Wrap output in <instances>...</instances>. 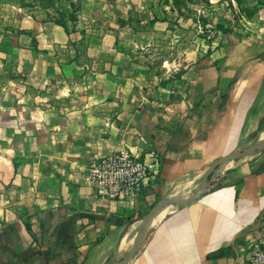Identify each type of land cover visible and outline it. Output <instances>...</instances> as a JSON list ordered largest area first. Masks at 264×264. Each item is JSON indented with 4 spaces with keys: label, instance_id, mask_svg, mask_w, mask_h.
<instances>
[{
    "label": "crops",
    "instance_id": "obj_1",
    "mask_svg": "<svg viewBox=\"0 0 264 264\" xmlns=\"http://www.w3.org/2000/svg\"><path fill=\"white\" fill-rule=\"evenodd\" d=\"M115 7L83 12L80 34L48 10L10 20L27 59L0 66V264H114L156 202L191 195L213 161L264 139V7L179 59L169 46L185 41L186 23L158 19L121 48L128 10ZM117 151L151 163L131 202L98 198L87 178ZM263 243L264 150L158 210L127 264H248Z\"/></svg>",
    "mask_w": 264,
    "mask_h": 264
},
{
    "label": "rangeland",
    "instance_id": "obj_2",
    "mask_svg": "<svg viewBox=\"0 0 264 264\" xmlns=\"http://www.w3.org/2000/svg\"><path fill=\"white\" fill-rule=\"evenodd\" d=\"M119 4L127 6L125 8L128 10L129 28L124 35L116 40L117 47L127 48L134 44H140V41L144 40L139 37L143 33L138 34L140 31H146L158 19L171 18V20L175 19L172 21L175 29L180 28L178 20L182 24L186 23L181 28L187 31L185 41H182L183 43L178 41L173 47L169 46L179 59L180 52L184 49L192 50L193 48L195 50L197 43L201 44L202 39H205L203 41L206 43V41L214 39L217 34L228 33L243 27L260 8L264 7V0H0V66L12 63L8 62V57L16 59L14 62L27 59L21 53L13 50L17 47L14 46V39L11 36L25 32L19 28L15 30V26L10 25V20L11 23H14L15 17L18 21V12H28L30 15L39 13L38 17L41 18L40 13L43 10L46 12L48 10L47 18L55 23L56 20H63L68 23L67 26L71 27L73 34H80L84 30L83 15L87 13L95 15L102 7L110 8L108 12H115V6ZM16 9H20V11ZM102 12H106L105 9ZM142 20L143 23H141ZM183 38L184 36L181 37V40ZM70 42L75 49L83 48L81 41L78 42L75 39ZM32 46L36 47L34 38H32ZM53 48L57 49V47ZM59 48L62 50L63 47L58 46ZM17 50L19 51L18 48ZM165 51L159 52L157 56L153 57L152 65H158L165 55ZM36 56L40 57L38 54ZM28 59L32 60V57ZM2 82L7 83V77Z\"/></svg>",
    "mask_w": 264,
    "mask_h": 264
},
{
    "label": "built area",
    "instance_id": "obj_3",
    "mask_svg": "<svg viewBox=\"0 0 264 264\" xmlns=\"http://www.w3.org/2000/svg\"><path fill=\"white\" fill-rule=\"evenodd\" d=\"M150 174L151 163L146 159L117 151L101 156L87 178L98 198L131 202L139 196ZM248 264H264V243L251 248Z\"/></svg>",
    "mask_w": 264,
    "mask_h": 264
},
{
    "label": "water",
    "instance_id": "obj_4",
    "mask_svg": "<svg viewBox=\"0 0 264 264\" xmlns=\"http://www.w3.org/2000/svg\"><path fill=\"white\" fill-rule=\"evenodd\" d=\"M263 150H264V139L258 140L248 146L233 151L224 157H220L209 165V167L202 176L198 188L195 190L194 193H192L189 196L180 197V198L166 197L156 202V204L143 215L140 226L138 227L136 236L129 250L126 252V254H124L119 259H117L114 262V264H127L128 261L138 252L142 244V241L145 237V234L147 232L150 221L153 219V217L155 216L158 210H160L165 205L174 204L176 206H184L188 204L189 202L195 200L204 191L208 189V187L214 181L218 173V170L223 163L229 160H235V159L253 156L255 154L262 152Z\"/></svg>",
    "mask_w": 264,
    "mask_h": 264
},
{
    "label": "trees",
    "instance_id": "obj_5",
    "mask_svg": "<svg viewBox=\"0 0 264 264\" xmlns=\"http://www.w3.org/2000/svg\"><path fill=\"white\" fill-rule=\"evenodd\" d=\"M56 23L62 26L63 28L67 29V25L63 20H56Z\"/></svg>",
    "mask_w": 264,
    "mask_h": 264
},
{
    "label": "bare ground",
    "instance_id": "obj_6",
    "mask_svg": "<svg viewBox=\"0 0 264 264\" xmlns=\"http://www.w3.org/2000/svg\"><path fill=\"white\" fill-rule=\"evenodd\" d=\"M152 220H153V219H152ZM152 220H151V221H152Z\"/></svg>",
    "mask_w": 264,
    "mask_h": 264
}]
</instances>
